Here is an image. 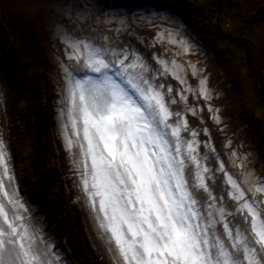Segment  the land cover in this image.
<instances>
[{
  "label": "snow or ice",
  "instance_id": "obj_1",
  "mask_svg": "<svg viewBox=\"0 0 264 264\" xmlns=\"http://www.w3.org/2000/svg\"><path fill=\"white\" fill-rule=\"evenodd\" d=\"M56 35L67 178L112 264H264V176L242 143L226 138L225 153L213 142L205 111L223 124L220 93L175 15L106 12L102 25L58 24ZM0 264H68L30 213L3 138Z\"/></svg>",
  "mask_w": 264,
  "mask_h": 264
},
{
  "label": "rangeland",
  "instance_id": "obj_2",
  "mask_svg": "<svg viewBox=\"0 0 264 264\" xmlns=\"http://www.w3.org/2000/svg\"><path fill=\"white\" fill-rule=\"evenodd\" d=\"M120 1L110 0L118 5L111 7L104 0H0V138L8 145L30 213L40 218L43 231L50 226L68 264L94 262L72 222H78L79 209L85 210L75 200L57 135V56L63 48L58 24L81 31L92 22L102 25L106 12L130 18L141 9L164 8L174 14L194 44L191 58L206 68L210 86L220 93L213 103L221 109L223 124L218 128L205 111L213 142L225 153L229 149L221 145L226 138L233 140L230 147L242 143V151L250 153L247 167L264 176V0H158L161 6L156 0H135L127 7ZM133 27L137 33L153 32L144 25ZM117 39L140 46L134 35L122 33ZM28 71L35 77L29 78ZM44 149L49 154L42 157Z\"/></svg>",
  "mask_w": 264,
  "mask_h": 264
},
{
  "label": "trees",
  "instance_id": "obj_3",
  "mask_svg": "<svg viewBox=\"0 0 264 264\" xmlns=\"http://www.w3.org/2000/svg\"><path fill=\"white\" fill-rule=\"evenodd\" d=\"M104 1L106 2L105 4L107 6L108 5L111 6V7H113V6L117 7L118 6V5H115V4H111L110 0H104ZM124 2H125V5L127 7L128 5L131 6V4H134L135 0H128V2H126V0H124ZM156 2H159V1L156 0ZM116 3L117 4L118 3H121L122 4V2L120 0H116ZM162 4H163V2H161L160 6ZM92 23L96 24V22H92ZM17 49H20V48L17 47ZM21 64H22V62H21ZM21 69L22 70L23 69L27 70L28 68H26V64H25V66H22ZM27 76L29 78H31L33 76L35 77V75L31 74L30 71H28ZM43 152L44 153H42V157H44V154H46V156L49 154V151L47 149H44ZM55 176H57V173H55ZM57 177L59 178V176H57ZM76 218H77L78 222L75 221V219H72L73 225H74L75 229L78 231V234L80 235L81 239L83 241H85V243L87 244L88 251H89L90 255L92 256V259H93L94 264H112L111 260L109 259V256L107 255V253L105 251V248H104V245H103L102 241L97 238L95 232L92 229V226H91V223H90V221H89V219L87 217L86 211L83 212L81 209H79L78 212H77V214H76ZM49 227L44 228L45 230L43 231L45 233V236L46 237H47V234H49V233L51 234L52 233L51 232V228H49ZM89 233L91 235H93L94 238L96 239V241L98 243L97 245L100 248V253H97L95 250L92 249V245L90 243V238H89V235H88Z\"/></svg>",
  "mask_w": 264,
  "mask_h": 264
}]
</instances>
